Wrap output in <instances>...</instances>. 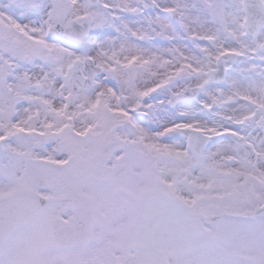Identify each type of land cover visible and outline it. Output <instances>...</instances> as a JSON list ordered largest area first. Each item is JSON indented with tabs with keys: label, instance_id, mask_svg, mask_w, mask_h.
Here are the masks:
<instances>
[{
	"label": "snow or ice",
	"instance_id": "1",
	"mask_svg": "<svg viewBox=\"0 0 264 264\" xmlns=\"http://www.w3.org/2000/svg\"><path fill=\"white\" fill-rule=\"evenodd\" d=\"M0 264H264V0H0Z\"/></svg>",
	"mask_w": 264,
	"mask_h": 264
}]
</instances>
